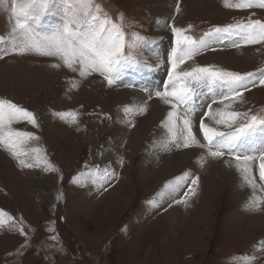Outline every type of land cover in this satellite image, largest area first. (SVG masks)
Here are the masks:
<instances>
[{"label":"rangeland","instance_id":"obj_1","mask_svg":"<svg viewBox=\"0 0 264 264\" xmlns=\"http://www.w3.org/2000/svg\"><path fill=\"white\" fill-rule=\"evenodd\" d=\"M98 2L113 21L120 23L119 17L123 16V30L129 34L127 41L131 40V33L146 38V43L136 42L137 46L131 50L139 66L128 68L119 86L109 87L95 73L81 80L78 73L67 68L48 70L47 73L56 79L45 84L39 71L32 75L25 70L47 71L46 64L56 63L55 57L13 55L0 59V67H5L9 61V68H18L16 75L23 74L30 79H22L18 84L16 80L1 83L0 99H10L27 108L34 113L39 125L33 127L26 121L12 124L14 129L39 137L38 140L26 139L20 146L29 153L21 159L33 164H37L38 159L36 167L22 168L7 148L0 145V264H264V249L260 246L264 241V227L260 228L253 221L254 217L264 215V190L257 188L254 192L243 183L250 189L251 196L238 202L232 195L234 179L220 177L226 173L225 169H236L235 161L229 156L224 159L231 162V167L210 157L201 166L199 157L190 156L186 164L182 162L162 170L167 160H174L182 152L197 151L202 155L204 150L198 147L178 149L174 145H170V151L159 149L158 145L168 137L161 122L171 109L154 95V86L166 81L170 69L168 55L175 46L172 26L183 27L186 35L197 41L203 37L208 44L182 66L185 70L194 66H215L217 70L240 74L264 71V43H241L234 47L233 41L239 39L235 35L220 34V39L205 37V33L214 32L218 27L231 25L235 31V26L240 24L255 20L264 22V9L229 8L225 0ZM227 2L236 4L241 0ZM166 6L167 15L159 18L160 9ZM61 15L60 8H54L46 22L49 25L59 23ZM14 23L11 0H8L7 6L0 5V37L5 41L10 39ZM188 25L192 27L189 29ZM128 52L126 47L125 53ZM229 53L235 62L220 63L215 59ZM73 83L78 87L72 88ZM128 83L135 86H124ZM145 88L153 92L152 99H147L149 92ZM249 88L244 92L243 103H233L225 111L264 116V86L257 84ZM197 90V103L203 101L205 104L212 103L213 96L219 98L221 91L217 87L209 91L206 84L198 86ZM62 92L68 96L65 110L56 105ZM125 92L141 95L142 101L137 103L130 97L134 105H128L114 97L116 93ZM144 101L147 111L137 114L138 105ZM154 103H162L163 113L159 119L150 120L156 110ZM217 107L223 108V105L213 104V109ZM126 108L132 111L126 112ZM65 111H77L79 124L73 125L55 115ZM204 111L207 107L192 116L193 132L201 143L204 141L199 132V119ZM204 119L211 124L206 117ZM48 124L59 127V132L55 130L46 136L44 128ZM216 127L230 131L224 125ZM115 128L122 129L123 135L115 148H108ZM131 142L133 148L128 151ZM253 142H264V134H258ZM149 147L152 149L148 150ZM33 148L40 149L39 156L31 151ZM155 153L158 160L154 164L146 163L148 168L154 169L153 174L148 182H142L137 171L140 159L153 157ZM121 157L122 165L119 163ZM104 166L116 175L101 183ZM212 168L220 173L217 182L221 181L223 186L218 190H212ZM186 171L190 173L187 182L173 190L170 182ZM252 175L257 185H264L259 179V160L252 164ZM195 177H199L198 184L192 186L195 195L189 193L186 204L176 203L185 198L191 179ZM162 188L165 192L160 194ZM254 197L259 198V210L248 207ZM169 203L185 213L171 234L166 233L167 227L159 220ZM237 207L240 212L235 217L233 212Z\"/></svg>","mask_w":264,"mask_h":264},{"label":"snow or ice","instance_id":"obj_2","mask_svg":"<svg viewBox=\"0 0 264 264\" xmlns=\"http://www.w3.org/2000/svg\"><path fill=\"white\" fill-rule=\"evenodd\" d=\"M0 5H8V0H0ZM225 6L236 9H250L258 7L264 9V0H241L236 4H230L225 0ZM60 8L62 13L60 22L49 25L46 18L53 13L54 8ZM180 11L179 5L176 7ZM11 16L15 23L11 27L10 39L5 41L0 37V59L8 56L36 55L41 57H55L57 62L51 64L53 68H67L72 73H78L81 80L87 79L94 73L107 82L109 87L119 86L124 80L126 71L130 67H138L139 62L132 55L131 50L137 46L136 42L146 43V38L139 33H131V40L127 41L123 26V16L119 17L120 23L113 21L105 13L98 0H11ZM192 26L188 25L190 29ZM227 28H215L214 32L205 33V37L220 34L235 35L239 39L233 41L232 46L258 45L264 43V22L251 21L248 24ZM175 36V46L168 55L170 69L167 72L166 81L155 85L154 95L165 105H170L167 115L161 122V127L168 133L167 139L158 147L162 151H170V145L176 148L198 147L204 152L200 157L201 166L207 162V158L220 159L229 167L232 166L229 156L235 161V168L243 182L253 191L257 188L264 190V185H257L256 178L252 175V164L259 160V179L264 181V142L254 143L258 134H264V116L249 115L248 112L225 111L230 109L233 103H243L244 92L249 91V86L257 84L264 86V71L248 72L240 74L227 70H217L215 66H194L187 70L182 68L188 61L208 47L202 37L199 41L186 35L183 27L172 26ZM129 52L125 53V48ZM207 85L208 90L213 87L221 91L218 97H211L212 103H197L198 86ZM126 87H134V83L125 84ZM72 88L78 87L73 83ZM162 88V90H161ZM148 91L147 99H152L153 92ZM223 105V108L213 109V104ZM207 107V111L201 112L199 119V132L202 133L204 143L197 139L193 132L192 116L197 111ZM131 112V108H126ZM137 114L147 111L146 101L138 105ZM251 111V110H249ZM60 119L67 120L73 125L79 124L77 111L56 112ZM206 117L211 124L206 123ZM243 120V122H241ZM26 121L33 127H38V121L33 112L21 107L10 99H0V145H4L13 158L18 160L22 168H33L37 164L28 163L22 156L29 153L21 150L24 141L36 139L34 133L14 129L13 123ZM178 121L181 122L178 124ZM217 125H224L230 131H221ZM33 153L39 154L40 149L33 148ZM119 163L123 164V157ZM95 167V166H94ZM116 173L103 167V176L100 182H106ZM189 172L176 177L172 183L173 190L184 186ZM199 177L191 179V185L184 194V199L176 203H187L189 193L195 195V186ZM95 182V181H94ZM163 187V186H162ZM259 198L254 197L248 204L251 209L259 210ZM55 239V237H53ZM264 249V241L261 242Z\"/></svg>","mask_w":264,"mask_h":264},{"label":"bare ground","instance_id":"obj_3","mask_svg":"<svg viewBox=\"0 0 264 264\" xmlns=\"http://www.w3.org/2000/svg\"><path fill=\"white\" fill-rule=\"evenodd\" d=\"M160 2L162 1H169V0H159ZM204 5V7L206 8L207 7V4L206 3H204L203 4ZM164 6V5H163ZM170 6V5H169ZM165 8H167V6L166 7H162L161 9H160V13L158 14V16H159V18H162V17H164L165 15H167V10H165ZM206 15V14H205ZM222 53V52H221ZM219 54V53H218ZM235 54V53H234ZM237 54H238V52H237ZM215 55V54H214ZM215 57V56H214ZM213 58V57H212ZM218 62H220V63H233V62H235L236 61V59L229 53V54H223L222 56H217L216 58H215ZM7 62H9V61H7ZM5 63V67H0V74L1 73H4L3 75H1L0 76V84L1 83H7V82H14L15 80V82L18 84L22 79H24V80H26V81H28V80H30V79H28V78H25V77H27L26 75H23V74H20V75H16V74H18V72L17 71H19L18 70V68H16V67H11V68H9L10 66H8L9 65V63ZM26 64H28V63H26ZM38 64V63H37ZM52 64V63H51ZM51 64H46L47 66V71H45V70H43V69H39V70H30V69H27V70H25L26 72L25 73H32V75H36V73L35 72H37V71H39V74H41L42 76H43V82H45V84H50V83H52V82H54L55 81V79H56V77H51V74H48L47 72H48V70H55V71H58L59 69H57V68H53V67H51ZM162 64V63H161ZM157 65V64H156ZM225 65V64H224ZM28 66H30L31 67V65H28ZM164 67V66H163ZM31 69H35V68H33V67H31ZM28 70H30V71H28ZM14 71L15 72H17V73H15V75H13V73H14ZM35 71V72H34ZM18 87V86H17ZM19 88H21L20 87V85H19ZM16 91V90H15ZM14 91V92H15ZM14 92L12 93H10L11 95H13L14 94ZM16 93V92H15ZM16 95V94H15ZM114 97L115 98H119V100H120V103H122V104H128V105H134V101H130V97L131 98H134V99H136L137 100V103L138 102H141L142 101V96L141 95H139V94H137V93H127V92H125V93H116V94H114ZM67 101H68V96H67V94L65 93V92H62L61 93V96H59V97H57V101H56V105H57V108L59 109V108H61V109H64L66 106L68 107V104H67ZM154 105H155V107H156V110L151 114V116L149 117V119L151 120V118H155V119H159L160 118V116H162V113H163V111H162V103H154ZM60 109V110H61ZM65 110V109H64ZM165 113H166V111H165ZM48 120V119H47ZM49 121V120H48ZM52 121V120H51ZM50 122V121H49ZM51 123V122H50ZM113 129V128H112ZM58 131L59 132V127H55V125H53V124H48L45 128H44V132H45V135L47 136V135H50V134H52L54 131ZM138 132H139V130H137ZM138 132L136 133V134H138ZM123 132H122V129H120V128H115L114 129V131H113V140L111 141V144H108L107 143V145H109L108 146V148L109 147H112V148H115L116 146H117V143H118V140L119 139H121V136L123 135L122 134ZM137 136V135H136ZM58 138V137H57ZM59 139V138H58ZM124 139V138H123ZM133 139V138H132ZM133 146V143L131 142V144H130V148H128V151L130 150L131 151V148H133L132 147ZM150 149H152V147L150 148H148V150H150ZM147 152V151H146ZM132 154V153H131ZM40 154H38V156H39ZM190 156H196V157H199L200 158V153H197V151L194 153V152H191V153H189V154H187V153H185V154H183V152H182V154H180V155H178L174 160H172L171 158L169 159V160H167L164 164H163V167H161V168H163L162 170H167V169H169V168H173L174 166H178L177 164H181L182 162H185V164H186V162H187V160H188V158L190 157ZM127 157V156H126ZM131 157V156H130ZM113 158V157H112ZM198 158V159H199ZM192 159V158H191ZM128 160H129V158H128ZM155 160H158V154H154L153 155V157H150V156H144L142 159H140V164H139V167H138V169H137V171H138V175L140 176V178H141V180H142V182H148V180H149V178L151 177V175L153 174L152 173V171H154V169L152 170L151 168H148L147 166H146V163L149 161V162H152L153 164H154V162H155ZM160 160V159H159ZM221 165H219V167H220ZM212 170H213V174L214 175H212V179H213V185H212V190H218V189H220L221 188V185L223 186V184L221 183V181L220 182H217V180H218V175H220V173H217V170H214V168H212ZM229 170V169H228ZM227 170V171H228ZM226 173H224V175H221L220 177H222L223 179H226V178H230V177H232V179H234V183H233V186H232V195H234L235 196V198L238 200V202H240V201H242V200H245V198L247 197V195L249 196L250 194H249V192H250V189L249 188H247V187H245V186H243V180H242V178H241V176H240V174L237 172V170L235 169V171L234 170H229L228 172L226 171V169L224 170ZM18 172V171H17ZM222 173V172H221ZM19 175V174H18ZM202 175V174H201ZM219 177V178H220ZM215 179V180H214ZM236 179V180H235ZM227 180V179H226ZM230 180V179H229ZM220 184V185H219ZM245 184V183H244ZM120 186V185H119ZM241 190H243V191H241ZM14 190H12V192H13ZM165 192V188H162L161 190H160V194H162V192ZM11 193V192H10ZM12 194V193H11ZM251 196V195H250ZM261 197H262V195H261ZM159 199H161V198H159ZM162 200V199H161ZM157 202V201H156ZM249 203V202H248ZM170 205H168V210H166L165 211V213L164 214H162L160 217H159V220H162L163 221V224L165 225V227H167L166 229V233H168V234H171V232H173L174 231V229H175V227H176V223H177V221H178V219H180V218H182V216H184L185 215V213L182 211V208L180 209V208H178V207H176L175 206V204H172V203H169ZM76 205V204H75ZM84 207H86V206H84ZM240 210V208L239 207H237V208H235L234 209V212H233V216H237L238 214H239V211ZM192 211H194V210H192ZM179 215H181V216H179ZM264 215H262L261 217H258V216H256V217H254V219H253V221H254V224H258L259 225V227L260 228H262V227H264V217H263ZM234 218V217H233ZM170 232V233H169Z\"/></svg>","mask_w":264,"mask_h":264}]
</instances>
